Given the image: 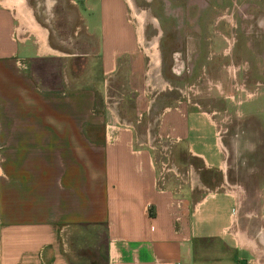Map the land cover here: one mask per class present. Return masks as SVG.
Segmentation results:
<instances>
[{
	"label": "crops",
	"instance_id": "crops-1",
	"mask_svg": "<svg viewBox=\"0 0 264 264\" xmlns=\"http://www.w3.org/2000/svg\"><path fill=\"white\" fill-rule=\"evenodd\" d=\"M163 1L156 16L167 35L157 48L170 66L151 74L124 0L59 8L67 33L83 34L89 52L95 42L96 92L72 87L75 73H50L76 57L71 38L55 36L57 0H0V264H85L78 242L96 229L104 264H264L263 92L243 114L216 106L217 90L204 85L195 102L180 91L165 104L155 84L219 82L225 69L255 97L264 0H202L194 10L189 0L176 9ZM151 113L154 130L140 127ZM157 138L176 146L174 159L182 149L200 164L190 188L160 186Z\"/></svg>",
	"mask_w": 264,
	"mask_h": 264
},
{
	"label": "rangeland",
	"instance_id": "rangeland-1",
	"mask_svg": "<svg viewBox=\"0 0 264 264\" xmlns=\"http://www.w3.org/2000/svg\"><path fill=\"white\" fill-rule=\"evenodd\" d=\"M125 4L128 9L129 13V20L134 26V29L136 30L137 33V38H138V43L140 46L141 52L144 54V64L146 66H149L146 68L148 70V74L152 73V70H154L153 67V61L151 58V52L152 50V45H155L156 51H157V57H158V65L161 64L163 67V71L167 72L168 66H170V62L168 59H163L159 57V50L157 48V43L161 41V37L164 35H167L166 33L163 34L164 30V19L163 17L157 18V14L163 15L164 9H165V2L163 0H124ZM180 0H172L171 5L169 8L171 9H176L180 7ZM196 4L201 5L202 0H189V7H191L193 10L195 9ZM131 5L134 6V10H132ZM57 11L58 15L56 16L53 22L55 23L56 29H59V31L56 32V38L58 37L59 40H63L65 37H68L73 43L74 47H71L70 51H73L72 53L76 55V57L70 58L69 63L64 64V61H60L59 65H54L52 66V70L50 71L51 74H56L57 70L58 73L62 76L71 73H75V79H71V86L75 88H83V87H88L93 91L99 92L102 88V75L100 71V63H99V58L97 57V51L95 49V42L91 43V50L90 52L84 49L81 45L84 41V36L83 34H72V33H67V17L62 16V12L59 10V8H64L65 7V0H57ZM134 13L136 14H141L144 13L145 17H143L142 22H138V19L134 17ZM194 14V13H193ZM160 19V20H158ZM52 25L54 23L52 22ZM167 26V25H166ZM169 29V27H168ZM166 29V30H168ZM167 39V38H166ZM163 40V39H162ZM72 45V46H73ZM84 52L86 56H84ZM80 55V56H79ZM188 64L189 66L191 65L192 61L194 60L193 55H188ZM63 62V64H62ZM58 64V63H57ZM173 64V60H172ZM173 66V65H172ZM158 67V66H157ZM156 68V67H155ZM158 70V68H156ZM165 69V70H164ZM185 70V68H184ZM223 69V73L225 75H221L222 79L220 78L219 82L217 81H207V78H204L203 80L197 78H192L191 75H188V80L180 82L172 80L171 82H160L156 81V90L157 93L160 92L161 88L164 89L162 91V94H166L167 98L165 100V104H172L176 98L180 96V91L182 97L188 98L190 102H195L197 100L201 93L200 88L202 85L204 87L212 89V91L217 90V94H219V98H216V106L220 104V106H227L229 104L234 105L235 107L239 106L237 109L240 110L243 114L247 113L244 112L246 108L248 107H254L257 105V101H260V92H263L264 96V88L258 86L255 90V97L254 92L247 90L245 86V82L243 81H237V83H230L227 79L226 72ZM160 72V71H159ZM173 75V74H172ZM153 76V75H152ZM159 77H163L160 75ZM225 78V79H223ZM174 79V78H173ZM153 84V83H152ZM161 88H158V87ZM199 87V88H198ZM198 90V91H197ZM233 91V92H232ZM153 95L155 90L152 91ZM120 93V92H119ZM211 99V98H210ZM210 99L207 98L206 100L208 101L209 105H212L214 103L210 102ZM128 104L129 99H127ZM229 105L227 111L230 113H233L235 111L234 106ZM248 114V113H247ZM223 116V122L222 125H227L228 123V117L227 113L221 114ZM217 116V115H216ZM216 116H213L214 118ZM249 121V120H248ZM157 122V117L154 113H151V115L147 118L144 117L142 123L140 124V127H146L147 124L151 126V128L154 130V125H156ZM222 134V132H221ZM154 139V138H153ZM154 146L156 149V156H157V170L159 172V184L162 186L168 185V183H171L173 187L179 189H184V188H190V169L191 167L194 170H197L199 168V165L197 162L194 160H189L188 157L185 154V151L180 149L179 151L177 150L178 153L181 154L182 161L179 160V156H175V159L173 157L174 148L176 147L173 144H170L169 142L165 141H158V138L154 142ZM176 154V153H175ZM169 155V157L167 156ZM187 157V158H186ZM176 169V170H175ZM209 172H204V175L208 174ZM179 174H188V177L186 175L182 178L184 181H186V178L188 180V183L185 184L183 181H180V178L178 177ZM199 174V172H198ZM218 178V177H217ZM210 188H215L214 186H210ZM196 192V191H195ZM205 193V191H204ZM84 232V231H83ZM86 237L88 238L87 240H80L78 242L80 244L81 248V253L84 255H87L88 257H85V264H104V256H103V236H102V231L99 229L96 230H91L85 232ZM90 235V236H89ZM84 264V263H83Z\"/></svg>",
	"mask_w": 264,
	"mask_h": 264
},
{
	"label": "flooded vegetation",
	"instance_id": "flooded-vegetation-1",
	"mask_svg": "<svg viewBox=\"0 0 264 264\" xmlns=\"http://www.w3.org/2000/svg\"><path fill=\"white\" fill-rule=\"evenodd\" d=\"M131 8H132V10L133 11H135L134 9V6L133 5H131ZM135 14V13H134ZM142 18L143 17H145V14L144 13H141V14H139ZM135 17V16H134ZM142 21H143V19H142ZM152 52H151V58H152V61H153V67H156L157 68V63H158V57H157V51H156V47H155V45H152ZM156 71V70H155Z\"/></svg>",
	"mask_w": 264,
	"mask_h": 264
},
{
	"label": "bare ground",
	"instance_id": "bare-ground-1",
	"mask_svg": "<svg viewBox=\"0 0 264 264\" xmlns=\"http://www.w3.org/2000/svg\"><path fill=\"white\" fill-rule=\"evenodd\" d=\"M134 16L138 19V22H142V17L138 14H134Z\"/></svg>",
	"mask_w": 264,
	"mask_h": 264
}]
</instances>
